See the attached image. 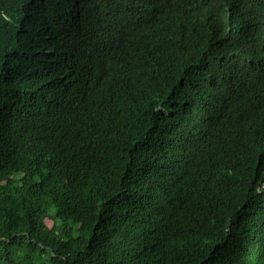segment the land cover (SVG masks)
Listing matches in <instances>:
<instances>
[{"label": "trees", "instance_id": "1", "mask_svg": "<svg viewBox=\"0 0 264 264\" xmlns=\"http://www.w3.org/2000/svg\"><path fill=\"white\" fill-rule=\"evenodd\" d=\"M263 43L264 0H0V264H264Z\"/></svg>", "mask_w": 264, "mask_h": 264}, {"label": "clouds", "instance_id": "2", "mask_svg": "<svg viewBox=\"0 0 264 264\" xmlns=\"http://www.w3.org/2000/svg\"><path fill=\"white\" fill-rule=\"evenodd\" d=\"M105 29H106V32L108 34H110L111 36H114L115 33H117V31H118L119 28H117L114 24L111 23V24H105ZM121 40H122V37H121L120 34H116L114 36V41L116 42L117 45H121L122 44ZM262 45H264V43ZM262 61L264 62V60H262ZM263 84H264V80L261 81L260 83H257L255 85H250L248 87L251 88V89H253V88H257V87H259V86H261Z\"/></svg>", "mask_w": 264, "mask_h": 264}, {"label": "rangeland", "instance_id": "3", "mask_svg": "<svg viewBox=\"0 0 264 264\" xmlns=\"http://www.w3.org/2000/svg\"><path fill=\"white\" fill-rule=\"evenodd\" d=\"M53 213V212H52ZM72 233L74 234L75 232H74V230H72Z\"/></svg>", "mask_w": 264, "mask_h": 264}]
</instances>
